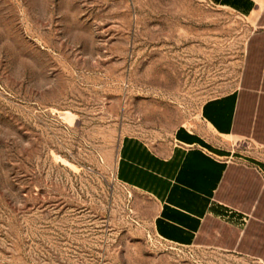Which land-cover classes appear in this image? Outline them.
I'll return each mask as SVG.
<instances>
[{
  "label": "rangeland",
  "instance_id": "rangeland-1",
  "mask_svg": "<svg viewBox=\"0 0 264 264\" xmlns=\"http://www.w3.org/2000/svg\"><path fill=\"white\" fill-rule=\"evenodd\" d=\"M247 35L204 0H0V264H264L261 180L184 248L114 175L123 136L165 151L236 88Z\"/></svg>",
  "mask_w": 264,
  "mask_h": 264
},
{
  "label": "crops",
  "instance_id": "crops-1",
  "mask_svg": "<svg viewBox=\"0 0 264 264\" xmlns=\"http://www.w3.org/2000/svg\"><path fill=\"white\" fill-rule=\"evenodd\" d=\"M204 1L246 23L236 88L205 101L198 121L179 127L165 151L123 136L114 164L120 184L155 202L154 235L184 248L216 221L243 228L248 215L229 205L227 187L264 182V0Z\"/></svg>",
  "mask_w": 264,
  "mask_h": 264
}]
</instances>
